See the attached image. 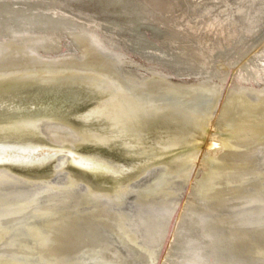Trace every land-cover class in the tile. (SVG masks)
<instances>
[{"label": "bare ground", "instance_id": "obj_1", "mask_svg": "<svg viewBox=\"0 0 264 264\" xmlns=\"http://www.w3.org/2000/svg\"><path fill=\"white\" fill-rule=\"evenodd\" d=\"M141 26L158 32L168 49ZM69 41L74 49L62 52ZM213 92L204 117L203 100ZM225 111L222 136L243 146L244 158L206 150ZM135 119L144 121L134 127ZM204 121L201 145L191 152ZM254 124H264V0L0 1V143L20 147L0 150V200L13 191L16 202L0 214V224L30 207L35 228L53 204L100 229L95 264H264V216L258 226L220 232L202 209L213 207L206 197L216 199V180L233 182L251 171L264 188V142L249 147L259 135L244 134ZM33 146L49 148L32 154ZM256 185L238 191L242 207L261 202ZM195 193L204 194L203 202L193 204ZM180 221L193 232L178 239ZM3 228L0 241L7 238ZM72 229L82 239L92 236L88 227ZM67 245L5 249L0 264H73ZM20 250L23 261L14 257ZM89 252L77 264H89Z\"/></svg>", "mask_w": 264, "mask_h": 264}, {"label": "rangeland", "instance_id": "obj_2", "mask_svg": "<svg viewBox=\"0 0 264 264\" xmlns=\"http://www.w3.org/2000/svg\"><path fill=\"white\" fill-rule=\"evenodd\" d=\"M0 1H8L9 2V0H0ZM10 1H12V0H10ZM14 1H17V0H14ZM97 18L100 20V19H102V15L101 14H98L97 15ZM141 28L143 29V31L145 32V34L151 39V40H153L154 41V43H156L159 47H161L162 49H164V50H166V49H168L166 46H165V44H164V42H163V40H162V38H161V35L158 33V32H156V31H154V30H152V29H150V28H148V27H143V26H141ZM251 29H252V32H256V28L254 29L253 27H251V28H249V30L251 31ZM248 30V31H249ZM258 30V29H257ZM124 34L126 33L127 34V32H123ZM65 36H67L66 34H65ZM5 37V36H4ZM3 37V38H4ZM3 38H2V40H3ZM4 39H7V37H5ZM250 39H251V36H247L246 37V42L247 41H250ZM254 42L252 41V43H251V45L253 44ZM69 44H71L70 43V41H69V43H68V45H67V43L65 44V43H61V46H62V52H65V51H70V50H73L74 48L73 47H71V48H69ZM61 46L59 47L58 46V48H61ZM252 48H253V45L251 46ZM250 47V48H251ZM249 49V48H248ZM248 49H246V50H248ZM60 50V49H59ZM250 50V49H249ZM231 54H233V52L231 53ZM251 56V54H248L247 55V59H249V61H252L253 60V57L251 58L250 57ZM249 57V58H248ZM237 61V60H236ZM234 90H239V88L237 89V88H235ZM216 93L215 92H213L212 94H210V95H208L206 98H204V102H205V104H206V106H207V108H206V110H205V114H204V117L205 116H207L208 115V113H209V107H211V105H212V102H213V100H214V97H216V95H215ZM210 97V98H209ZM225 113V114H224ZM223 118L221 119L222 120V122L220 121V122H218V126H220V127H218V129L216 128H214V127H212L211 129H212V138H213V143H210L209 145H208V148L206 149L207 150V152L209 153L210 152V154H213V156H215V157H223V158H227V159H230V160H236V159H239V157H241V158H244V156H243V154H245V153H243L242 152V150L243 151H246L245 150V148L243 147V146H240V145H238L237 146V144L231 139V137H229V138H226V137H224V136H222V128H224V125L227 123H225V122H223V120H224V118L227 116V112L225 111V112H223ZM221 116V117H222ZM174 120V119H173ZM143 119H135V120H133L131 123H133V126L134 127H136V126H141L142 125V123H143ZM219 123H221V124H219ZM225 123V124H224ZM204 125H206L205 124V121L203 122V125H202V129H200V137L198 138V140H197V143L196 144H194L193 145V147L191 148L192 150H191V152L192 151H196L199 147H200V145H201V137H202V135L205 133V130H204ZM228 124H226V126H227ZM259 125H260V127L261 128H264L263 127V125L262 124H254V127L252 126L251 128H249V129H247L245 132H244V134L245 135H248L249 137H254V138H256V137H258V135H259V137H258V140H252L251 141V143H252V146H251V143H249L248 144V146L249 147H257V146H260L263 142H264V131H260L261 130V128L259 127ZM258 128H257V127ZM222 127V128H221ZM257 128V129H256ZM254 129H256V131L254 130ZM258 129H260L259 131H258ZM252 131V132H251ZM249 132V133H248ZM215 133V134H214ZM260 133V134H259ZM253 134V135H252ZM252 135V136H251ZM257 135V136H256ZM256 136V137H255ZM223 139H231V140H228V143H226V145H223L222 144V140ZM263 141H262V140ZM256 145H255V144ZM259 143V144H258ZM261 143V144H260ZM219 144V145H218ZM258 144V145H257ZM213 145H216V147H213ZM221 145V146H220ZM220 146V147H219ZM230 147H232V148H230ZM211 149H212V151H211ZM221 149V150H220ZM231 149V150H230ZM227 150V151H226ZM249 150H247V152H248ZM65 152V151H64ZM237 153H239V154H237ZM251 152L249 151V154H250ZM229 155V156H228ZM235 155V156H234ZM236 155H237V157H236ZM239 155V156H238ZM246 155V154H245ZM190 157V159L191 158H193V154L191 153L190 155H189ZM165 157H167V153L166 154H160V155H158V156H156V157H154L153 158V160L151 159V161H152V165H150V167H153V166H156V164L157 165H159V164H161L159 161L160 160H162V158H165ZM235 158V159H234ZM190 159H188L186 162H185V164L186 165H189L190 164V162H191V160ZM158 160V161H157ZM263 163H264V159H263ZM251 166H253V165H248L247 167H251ZM264 166V164L262 165V167ZM150 167H147L145 170H140L139 172H137V174L135 175V177L132 179V182H131V186H138V184H139V182L143 179V177H144V175L146 174V172H148L147 170L150 168ZM250 170V169H249ZM251 171H247L245 174H244V176L243 177H234V180H233V182H229V181H226L225 179H220L219 180V182H218V180H216L217 182H215V183H213L214 184V186H218V188L217 187H215L216 189H214V191H216V192H214L213 190H211V191H213V196H217L216 197V199H213V197L212 196H210V197H206L207 198V202H208V204L209 203H213L212 205H213V207H212V209L210 208V210H211V212H210V210H209V208H202L204 211L203 212H206V213H203L204 215H206V214H208V216H210V214L209 213H211V219H210V224L211 225H209V227H215L214 229H220V232H222V230L224 229L225 231H227L228 230V232H230L232 229L231 228H234V229H239V228H241V227H244V229H248L249 227H253V226H258V225H260V223L262 222V220H263V216L264 215H261V213L257 210V209H259V207L260 208H264V188H263V186L260 184V181H259V179H256V177H254L253 175H250L249 173H250ZM249 176V177H248ZM247 177V178H246ZM236 178V179H235ZM255 178V179H254ZM242 180V181H241ZM241 181V182H240ZM257 181V182H256ZM180 182H181V186H183L184 184H185V178H182L181 180H180ZM217 183V184H216ZM229 183V184H228ZM253 183H254V185L255 184H257L258 185V187L260 188V190H259V192H261L260 194L261 195H263L262 197V199L260 200L261 202H259V204H254L253 206H251V208H247L246 209V207H242V205L241 204H243V203H240V199H238V198H236L235 196H237V193H238V191L241 189V188H243L244 186H247V185H253ZM199 184V183H198ZM197 183L195 184V186L197 187V185H198ZM256 185V186H257ZM262 186V187H261ZM224 187H226V190H222V191H220L222 188H224ZM235 187V188H234ZM229 188V189H228ZM263 188V191L261 190ZM154 189H156V190H158V187L156 186V188H154ZM212 189V188H211ZM220 189V190H219ZM218 190L220 191V192H218ZM206 191V190H205ZM223 192V193H222ZM208 193H210L209 192V190H207L206 192H205V194H208ZM6 194H8V193H6ZM10 196H8V200H0V214H2V213H4V212H6L7 210H10V209H13L14 207H15V205H16V202H15V200H13V197L12 196H14V192L13 191H10ZM198 194V195H197ZM200 193H195V195H193L191 198H192V202H194L193 204H198L199 202H203V198H205V196H204V194H200ZM220 194H227L228 196H223V195H220ZM220 195V196H219ZM230 196V197H229ZM227 197V198H226ZM233 197V198H232ZM10 198H11V200H10ZM220 199V200H218V199ZM225 199H227V200H225ZM230 199V200H229ZM223 200H225V201H223ZM239 200V201H238ZM190 201V200H189ZM222 201V202H221ZM219 202V203H218ZM12 203V204H11ZM206 203V202H205ZM226 203V204H225ZM239 203V204H238ZM216 206H215V205ZM223 204V205H222ZM225 204V205H224ZM13 205V206H12ZM43 208L45 207L44 205H43V203H41L40 204ZM218 205V206H217ZM234 205H235V207H234ZM241 205V206H240ZM258 205V206H257ZM47 206H49L48 207V211L45 213L46 215V217H47V219L45 220V221H42V223L39 225V226H36L35 228H29V223H30V219H31V217H33V216H36V214H37V212H35L36 210H33L32 208H30V207H26L25 208V210L23 211V213H22V216H20V217H18V218H16L15 220H13L11 223H7V224H0V225H2V226H4V228L1 230V232H2V234H5V235H7V238L5 239V240H3V241H0V251H3V250H5V249H9V248H17L18 249V247H27V248H32V249H35V248H39V247H41V246H44V245H57V246H62V244L63 245H67L68 243L70 244V246H69V244L67 245V248H69V250L72 252L71 253V255L68 257V258H72V260H71V262L73 263V264H77L78 263V261H79V259L81 258V256H83V255H86V253L87 252H89V251H91V252H89V255H88V258H86L85 257V259L86 260H84V261H86L87 263H89V264H95V261H96V259L98 258V250H99V247H97L98 246V241L97 240H101L100 238L102 237L100 234H99V232L98 231H100V229L99 228H95L94 227V225H93V223H91L90 222V220L87 218V217H83V216H77V217H71V216H66V215H63L62 214V212L61 211H59L58 212V210L57 209H55L54 207H53V204H50V205H46V207ZM223 206V207H222ZM217 207V208H216ZM219 207V208H218ZM239 208H240V210H239ZM241 208H242V211H244L245 209V211L244 212H242L241 211ZM244 208V209H243ZM253 208V209H252ZM209 211H208V210ZM213 209H215V210H213ZM227 209V210H226ZM41 210V209H40ZM40 210H38V212H41ZM220 210V211H219ZM214 211H217V213H214ZM221 211L223 212V213H221ZM247 211V212H246ZM258 211V212H257ZM208 212V213H207ZM220 212V213H219ZM241 212V213H240ZM250 212V213H249ZM257 212V214L259 215V216H257V214H254V213H256ZM29 213H31V215L29 214ZM34 213H35V215H34ZM232 213H233V217H231V215H232ZM234 213H236V214H234ZM237 213H238V215H237ZM244 213H247V214H245L244 215ZM214 214H215V216H214ZM219 214V215H218ZM221 214L225 217H222L221 216ZM240 214H241V216H240ZM212 215H213V217H212ZM230 215V216H229ZM234 215H236V216H234ZM249 215V216H248ZM219 216V217H218ZM229 216V217H228ZM239 216V217H238ZM262 216V217H261ZM229 219H228V218ZM259 217V218H258ZM260 217L262 218V219H260ZM215 219V221L213 220V219ZM220 218V219H219ZM258 218V219H257ZM53 219V220H52ZM73 221H72V220ZM218 219V220H217ZM225 221H224V220ZM88 220V221H87ZM238 220H240V221H238ZM245 220V221H244ZM255 220V221H254ZM257 220V221H256ZM261 220V221H260ZM66 221H68V222H66ZM71 221V222H70ZM78 223H77V222ZM84 221V222H83ZM243 221V222H242ZM251 221H254V222H251ZM216 222H217V225H216ZM220 222V223H219ZM242 222V224H240ZM251 222V223H250ZM258 222H259V224H258ZM48 223V224H47ZM67 223V225H65ZM69 223H73L72 225L73 226H76V227H78V231H81V229H84V228H86V227H88V229L90 230V232H89V235L90 234H92V236L90 237V236H88V238H86V239H82L81 238V236L79 235V233L77 232V234H76V232H75V230H73L72 228H73V226L71 225V224H69ZM74 223H75V225H74ZM82 223V224H81ZM185 223V222H184ZM183 223V221L181 222L180 221V224H179V226L177 227V232L178 233H176L177 235H176V238H178V239H180V235L181 234H186L187 235V233L189 234V235H191L192 234V232L193 231H191L192 230V228L191 227H189V224L188 223H185L184 224ZM225 223H227V224H225ZM230 223V224H229ZM81 224V225H80ZM86 226H85V225ZM233 224H235V225H233ZM248 224V225H247ZM250 224V225H249ZM90 225V226H89ZM93 225V226H92ZM184 225V226H183ZM229 225V226H228ZM64 226V227H63ZM66 226V227H65ZM84 226V227H83ZM221 226V227H220ZM66 230H65V229ZM26 229H28L27 231H30V232H23V231H26ZM36 229V230H35ZM181 229V230H180ZM222 229V230H221ZM74 231V232H72V231ZM98 230V231H97ZM188 230H190V231H188ZM223 230V231H224ZM32 231V232H31ZM65 232V233H64ZM179 232H181V233H179ZM19 233H21V234H19ZM73 233H75V234H73ZM94 233V234H93ZM97 233V234H96ZM191 233V234H190ZM64 234V235H63ZM72 234H73V236H72ZM96 234V235H95ZM99 234V235H98ZM94 235V236H93ZM22 237V238H21ZM70 237H71V239H70ZM76 237V238H75ZM79 239H78V238ZM98 237V238H97ZM10 238V239H9ZM92 238V239H91ZM95 238H97L96 240H95ZM76 239H78V241L76 240ZM89 241H88V240ZM94 239V240H93ZM9 240V241H8ZM23 240V241H22ZM25 241V242H24ZM71 241H72V243H71ZM86 241V242H85ZM93 241V242H92ZM48 242H49V244H48ZM74 242H76V243H74ZM79 242H82L83 243V245H84V243H85V245H84V247H81L80 246V244L82 245V243H79ZM97 242V243H96ZM88 243V244H87ZM93 243V244H92ZM162 243H163V241L161 242V245H159V246H157V255H159V253H160V249L162 248ZM177 242L176 241H174L173 243H172V245H175ZM97 244V245H96ZM71 245H72V248H71ZM89 247V248H87V246ZM226 245V244H225ZM86 246V247H85ZM94 246V248H95V250H94V248H92ZM76 247H78V248H82L81 250H78V251H76V252H74L73 250H77L78 248H76ZM75 248V249H74ZM90 249V250H89ZM88 250V251H87ZM21 251V253L20 254H18V253H16V254H14V257H16V260H21V261H23L24 260V254L22 253V252H25V250H20ZM95 253V254H94ZM94 255V256H93ZM261 255L262 256H264V249H263V251L261 252ZM84 258V257H83ZM77 259V260H76ZM101 263V262H100Z\"/></svg>", "mask_w": 264, "mask_h": 264}, {"label": "water", "instance_id": "obj_3", "mask_svg": "<svg viewBox=\"0 0 264 264\" xmlns=\"http://www.w3.org/2000/svg\"><path fill=\"white\" fill-rule=\"evenodd\" d=\"M19 145H16V143H7V142H1L0 143V150H6V149H11V148H15V147H18ZM20 148V147H18ZM49 147L47 146H39V147H36V146H33V147H29L30 149V153H35L36 151H41V153H44L46 152V149H48ZM22 149V148H21ZM41 153L39 154V157H41ZM62 153V152H60ZM65 153V152H63Z\"/></svg>", "mask_w": 264, "mask_h": 264}, {"label": "snow or ice", "instance_id": "obj_4", "mask_svg": "<svg viewBox=\"0 0 264 264\" xmlns=\"http://www.w3.org/2000/svg\"><path fill=\"white\" fill-rule=\"evenodd\" d=\"M213 147H216V145H213Z\"/></svg>", "mask_w": 264, "mask_h": 264}]
</instances>
